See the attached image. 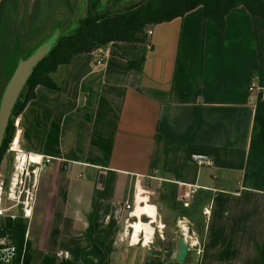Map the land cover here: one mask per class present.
I'll use <instances>...</instances> for the list:
<instances>
[{
	"label": "crops",
	"instance_id": "obj_1",
	"mask_svg": "<svg viewBox=\"0 0 264 264\" xmlns=\"http://www.w3.org/2000/svg\"><path fill=\"white\" fill-rule=\"evenodd\" d=\"M258 69L244 6L224 28L199 6L58 66L56 89L37 86L19 115L22 151L52 159L27 218L32 264L46 255L100 264L94 228L114 218L123 230L136 188L135 223L154 235L142 215L166 228L186 220L200 264H264V88L256 80L250 91ZM147 197L155 204L140 205ZM118 244L110 264L125 255Z\"/></svg>",
	"mask_w": 264,
	"mask_h": 264
},
{
	"label": "trees",
	"instance_id": "obj_2",
	"mask_svg": "<svg viewBox=\"0 0 264 264\" xmlns=\"http://www.w3.org/2000/svg\"><path fill=\"white\" fill-rule=\"evenodd\" d=\"M199 6L204 8L205 18L215 21L222 28L225 27L226 16L231 10L240 6L248 10L253 19L259 60V69L255 76L259 87L264 88V0H143L115 13L89 15L83 20H78L69 34L60 38L54 36L46 56L34 68L12 111L0 148V166L15 137L13 118L19 116L28 102L35 98L34 90L37 86L56 89L50 74L56 71L58 66L68 64L76 55L94 52L112 42H134L149 25L182 17ZM27 230L28 222L22 217H6L0 223V238L9 237L17 247L15 264H32L26 243ZM94 230L100 246V264H110L114 245L112 238L117 231V221L111 218L106 225L97 224ZM41 264L78 263L65 259L57 263L54 256L46 255ZM146 264L165 263L160 259H152Z\"/></svg>",
	"mask_w": 264,
	"mask_h": 264
},
{
	"label": "rangeland",
	"instance_id": "obj_3",
	"mask_svg": "<svg viewBox=\"0 0 264 264\" xmlns=\"http://www.w3.org/2000/svg\"><path fill=\"white\" fill-rule=\"evenodd\" d=\"M80 1L81 0H25L21 3L24 8L19 12L17 21L14 22L16 25L15 32L9 34L10 39H8V34L5 35V43L3 44V61L0 75V103L5 87L19 64L31 56L52 36L60 38L70 33V21L73 17V11L79 5ZM142 1L143 0H106L105 3L102 4L100 0H89L88 6L83 11L80 19L83 20L89 15L101 16L106 13H115ZM41 8L45 10V23L39 24V22L36 21L30 26L27 23L29 13L34 9L37 15L38 10ZM16 164V154L11 152L9 148L0 166V185L3 184L1 200H3L5 206H9L15 202L18 203L16 200L18 199L19 187L22 186L21 179L26 181L24 184H28L29 177L26 172L21 174L16 170ZM10 193L13 196H9ZM24 195L21 201H26V195ZM11 197L12 201L9 199ZM155 202L154 199L150 200V204L154 205ZM10 214L22 217L24 221H27V218L24 216V207L22 204H19L12 211L7 213V215ZM142 217V221L147 223L148 218L145 216ZM182 222H186L188 225L186 220L175 218L173 225H169V227L166 228L161 224V219L159 218L158 224L163 226L162 232L159 233L156 231V234L152 236L153 238H151L150 244L147 246L143 244L131 246L129 240L121 243L119 241L118 249L119 251H124L125 255L123 256V254L121 255L118 253L117 264H146L152 259H160L165 264H200V256L197 255L194 250L190 252L185 262L179 263L176 260L179 240L183 238V231L181 229ZM188 228L189 233L190 227ZM122 234L123 230L117 227L116 234L112 238L114 245L117 243L118 239L121 238Z\"/></svg>",
	"mask_w": 264,
	"mask_h": 264
},
{
	"label": "built area",
	"instance_id": "obj_4",
	"mask_svg": "<svg viewBox=\"0 0 264 264\" xmlns=\"http://www.w3.org/2000/svg\"><path fill=\"white\" fill-rule=\"evenodd\" d=\"M153 31L151 29H149L147 31V35L150 36L152 35ZM110 57V50L108 48H105L102 52V54L100 55V57L98 58V60L96 61V65L98 67H103L106 63L107 60ZM256 78L254 79V81L252 82L251 86H250V91L254 90L256 88ZM13 125L15 127V137L14 140L11 144L10 147V151L14 152L16 154V163L19 159V155L23 154L24 152L22 151L19 142L16 144V139H17V135L20 132V116L14 117L13 118ZM26 155V154H25ZM35 157V156H33ZM37 158V160H34L32 158V156L28 155L27 158V162L23 168H21L20 166H18V163L16 164V170H18L21 174H24L26 172L27 176L29 177L28 179V184H24L26 181L24 179H21V183L22 186L19 187V192H18V199L13 204L9 205V206H5V204L3 203V200H1V195H2V190H3V184L0 185V223L1 221L6 218L7 216L15 219L17 216L10 214L7 215L8 212L12 211L15 207H17L19 204H22L24 207V216L25 218H30L32 215V204L34 203L35 199H36V192H37V185H38V180L40 178L41 173L44 171L46 165L48 163H50L52 161V159L47 158V159H42L40 157H35ZM192 159L199 165V166H205V167H210L213 165V159L209 156L206 155H193ZM27 179V178H26ZM147 192L143 191V196L145 197ZM26 195V201H21V198L23 197V195ZM24 195V196H25ZM137 195H138V188L135 189V193H134V201H133V205L127 204L125 206L126 210L129 211V213L127 214V217L124 220V228H123V234L121 236V238L118 239V241L120 242H125L129 240V244L132 246V236H133V225L135 222H138L141 218L133 215V211L136 208L137 205ZM9 196H13L11 193L9 194ZM15 197L17 198V196L15 195ZM14 197V198H15ZM148 201H141L140 205L145 206L146 203L150 204V197H147ZM12 201V197L9 198ZM185 207H188L189 204L188 203H184ZM132 210V211H131ZM148 218V223H150L154 229V234H156V231H158L159 233L162 232L163 226L158 224V215H157V219L155 223L153 222V219H151L148 215H142ZM141 216V217H142ZM184 220V219H183ZM182 223H186V222H182ZM187 224V223H186ZM182 231H183V235L185 236V234H188V230L189 228L185 231L182 227H181ZM154 236V235H153ZM144 234L140 235V242L137 243V245L140 244H144ZM153 238V237H151ZM186 241L190 247V249H196V253L197 255H200L202 253L201 248L199 246V242L195 239H193L191 236H188L186 238ZM136 245V246H137ZM17 247L16 245L13 243V241L9 238V237H3L0 238V264H15L16 258H17Z\"/></svg>",
	"mask_w": 264,
	"mask_h": 264
},
{
	"label": "water",
	"instance_id": "obj_5",
	"mask_svg": "<svg viewBox=\"0 0 264 264\" xmlns=\"http://www.w3.org/2000/svg\"><path fill=\"white\" fill-rule=\"evenodd\" d=\"M3 0H0V6ZM106 0H102L104 3ZM86 0H82L79 7L74 11L73 24L76 23L84 9ZM51 47V42L46 43L39 47L31 56L22 61L13 76L9 80L7 86L2 95L0 103V148L3 143L5 132L9 126L12 111L24 90V87L32 75L34 68L43 60L47 52ZM190 253V247L186 239L181 238L179 240L178 255L176 257L177 262L183 263L186 261Z\"/></svg>",
	"mask_w": 264,
	"mask_h": 264
},
{
	"label": "flooded vegetation",
	"instance_id": "obj_6",
	"mask_svg": "<svg viewBox=\"0 0 264 264\" xmlns=\"http://www.w3.org/2000/svg\"><path fill=\"white\" fill-rule=\"evenodd\" d=\"M25 0H3L0 6V75H1V69H2V50L4 47L5 43V35L8 34V39H10L9 34L15 32V21H17V17L19 12L24 8L21 3ZM82 1V0H81ZM79 2V5L81 3ZM92 1V0H91ZM102 3V0H100ZM89 0H86L84 9L82 10L81 15L83 14V11L85 8L88 6ZM105 3V2H104ZM103 4V3H102ZM79 5L74 9V11L79 7ZM74 11H73V17H74ZM80 15V16H81ZM73 17L71 19V27L76 24H73ZM80 19V17H79ZM78 19V20H79ZM36 21L39 22V24H44L45 23V10L43 8L38 10V14H35V10L32 9V11L29 13V17L27 18V23L31 26L33 25ZM78 22V21H77ZM54 39V36H52L48 41H45L44 43H49ZM44 45V44H43Z\"/></svg>",
	"mask_w": 264,
	"mask_h": 264
},
{
	"label": "bare ground",
	"instance_id": "obj_7",
	"mask_svg": "<svg viewBox=\"0 0 264 264\" xmlns=\"http://www.w3.org/2000/svg\"><path fill=\"white\" fill-rule=\"evenodd\" d=\"M16 144L18 143V139H16ZM27 158L28 156L25 155V153L19 155V159L17 161L18 166H20L21 168H23L26 165L27 162ZM32 158L34 160H37V158L33 157ZM145 224V223H144ZM181 227L186 231L188 229V225L186 223H182ZM133 236H132V244L135 243L137 245V243L140 242V236L139 235H143L142 232L145 231V238H144V244L143 245H148L150 244V239L151 236L153 235V230L149 225H143L142 223H135L133 225ZM139 236V237H138ZM189 235L186 233L185 236L183 235L184 239H186Z\"/></svg>",
	"mask_w": 264,
	"mask_h": 264
}]
</instances>
